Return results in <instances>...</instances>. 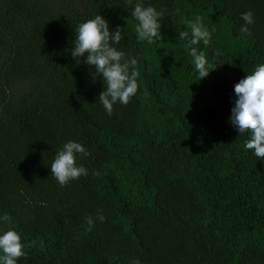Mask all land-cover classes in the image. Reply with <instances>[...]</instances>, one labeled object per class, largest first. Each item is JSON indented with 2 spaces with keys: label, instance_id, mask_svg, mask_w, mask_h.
Segmentation results:
<instances>
[{
  "label": "trees",
  "instance_id": "1",
  "mask_svg": "<svg viewBox=\"0 0 264 264\" xmlns=\"http://www.w3.org/2000/svg\"><path fill=\"white\" fill-rule=\"evenodd\" d=\"M136 2L163 12L160 42L137 39ZM97 14L139 71L112 115L102 77L71 56ZM196 16L215 28L195 46L215 67L201 79L179 38ZM261 63L264 0H0V233L20 234L17 264H264V160L229 119L234 85ZM70 140L88 174L62 187L50 165Z\"/></svg>",
  "mask_w": 264,
  "mask_h": 264
},
{
  "label": "clouds",
  "instance_id": "2",
  "mask_svg": "<svg viewBox=\"0 0 264 264\" xmlns=\"http://www.w3.org/2000/svg\"><path fill=\"white\" fill-rule=\"evenodd\" d=\"M128 3L132 4L133 0H128ZM132 16L138 21L135 28L138 40L147 41L149 44L161 41L162 11L136 2ZM241 17L245 23L241 25L240 32L248 35L250 34L248 25L254 23L253 12L246 11L241 14ZM184 23L191 30V38L188 39V31H180L179 38L188 41L186 48L193 58L195 69L201 79L215 67L209 65L205 52L195 46L201 42L205 47L208 46L215 28L212 27L209 30L200 16H196L194 20L184 21ZM76 33L71 56L79 58L86 54L84 62L93 66L94 72L102 77L104 89L99 93L98 99L107 114L112 115L114 104L119 102L127 105L138 91L137 60L135 58L126 59L125 53L114 47L122 39V28L118 25L115 30L110 31L108 21L100 14L80 23ZM216 54L222 53L217 52ZM234 93L236 99L231 108L230 123L238 129L239 134H250L244 147L253 150L256 157L264 160V63L257 65L251 74L241 78L234 85ZM77 154L87 157L89 152L81 143L72 140L66 142L55 154L50 165L51 174L62 187L66 186L69 181L88 174L84 166L77 165ZM11 219L7 214L0 217L6 225ZM96 219L103 222L105 217L103 213H99ZM94 222L92 216L87 218L86 231H91ZM24 247L21 236L15 228L7 227L0 233V264H17L18 259L26 255ZM133 264H140V261L134 260Z\"/></svg>",
  "mask_w": 264,
  "mask_h": 264
}]
</instances>
